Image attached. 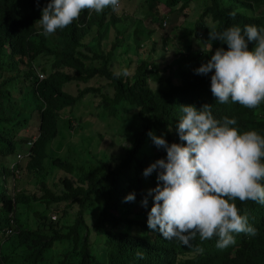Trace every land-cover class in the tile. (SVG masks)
Listing matches in <instances>:
<instances>
[{"label":"trees","instance_id":"16d2710c","mask_svg":"<svg viewBox=\"0 0 264 264\" xmlns=\"http://www.w3.org/2000/svg\"><path fill=\"white\" fill-rule=\"evenodd\" d=\"M121 1L116 11L107 8L91 15L83 11L78 20L52 34L55 42L49 45V36L42 34L38 22L48 0H0V155L8 158L14 154L9 158L12 162H0V177L3 183L6 177H14L23 159L24 169L36 176V189L41 190L40 194L34 190L10 194V187L2 189L0 182V264H44L46 253L55 246L62 254L51 264H264V205L235 201L240 214L246 215L257 229V235H235L236 243L221 250L216 247V237L201 241L197 235L190 242L192 247L162 238L147 227L152 198L147 197V207L141 204L148 190L157 184L155 171L148 177L143 176V171L166 157L165 150L157 148L147 133L151 131L169 145L183 143L176 132L183 115L181 105L197 109L212 105L214 118H235L233 127L241 133L254 130L264 136V103L255 109L231 101L220 104L210 91L213 73L195 72L217 48L227 49L220 41H211L209 51V31L213 28L222 32L232 26L243 30L246 25H255L264 30V0H141L135 11L119 12ZM161 3L170 11L177 4L180 11L191 5L197 13L200 11L195 20L186 19L184 25L173 26L174 32L184 31L178 41L160 37L162 48L177 49L175 53L182 63V67L168 70L167 74L151 55L156 31L148 30L147 46L138 42L137 33L142 18L156 29L166 25V18L158 9ZM135 13H140L141 19L134 18ZM106 22L113 28L109 39L103 37ZM129 25L134 26V53L139 55L142 45L146 53L132 65L127 59L124 68L130 74L117 78L114 73L120 71L117 58L121 56L118 50L129 38L125 31ZM37 68L42 73L39 80L35 75ZM91 79L95 81L90 83ZM18 82L23 84L21 96H27V104L31 105L21 117L18 115L23 109L15 107L11 97ZM67 85H73V93L63 89ZM80 104L91 110H106L110 116H116L122 104L134 109L132 116L121 122L126 126L122 136L128 145L112 160L81 165L53 154L49 158L47 144L62 133L60 127L68 133L70 129L75 131L76 126L82 127L80 117H66L58 125L65 109ZM34 112V135H24ZM19 124L17 133H12L11 127ZM26 150L29 154L18 159L17 155ZM47 158L50 167L62 173L58 192L44 182ZM131 193L135 200L125 202ZM34 202L51 208L57 217L51 220L45 211L33 210L36 227H24L25 216L19 207L33 209ZM6 227L8 235L4 234ZM196 247L203 251L197 253Z\"/></svg>","mask_w":264,"mask_h":264},{"label":"clouds","instance_id":"9594fccd","mask_svg":"<svg viewBox=\"0 0 264 264\" xmlns=\"http://www.w3.org/2000/svg\"><path fill=\"white\" fill-rule=\"evenodd\" d=\"M107 8L118 10L120 0H48L38 22L47 37L71 25L85 10L91 15ZM211 41H220L227 49L217 48L196 74L213 73L210 91L216 102L258 108L264 103V30L255 25H246L243 30L232 26L222 32L213 28L209 31V51ZM38 72L36 69V77ZM129 74L127 68L114 73L117 78ZM180 107L183 115L176 132L183 143L169 145L162 137L147 133L154 145L166 152L164 159L143 171L144 177L155 171L157 181L141 201L147 207V197L152 198L148 229L186 247H192L190 242L197 235L201 241L216 237V247L221 250L236 243L235 235L256 236L257 229L240 214L235 201L264 205V136L254 130L241 133L233 127L235 118H214L212 105ZM124 200L134 201L135 194ZM195 251L203 249L196 247Z\"/></svg>","mask_w":264,"mask_h":264},{"label":"rangeland","instance_id":"374dc122","mask_svg":"<svg viewBox=\"0 0 264 264\" xmlns=\"http://www.w3.org/2000/svg\"><path fill=\"white\" fill-rule=\"evenodd\" d=\"M140 3L141 0H122V9L119 12H125L128 9H133V11H135V9L139 8ZM178 5L179 4H177L176 7L172 9V11H170V9L167 8L165 4L161 3L158 5L159 12L163 15V18H166L167 21L166 25L161 28V30L156 29L157 26L151 24L148 19H141V17L138 16L140 15V13L134 14V18L138 19L139 17L141 19V24L139 26V28L141 27V29L139 30V32H137L139 35V37L137 35L139 43L147 46L149 42V38L147 35L148 30L149 33H151V29L156 31L154 33V51L151 53V55L153 56V58H156V62H159V69L160 67H162L165 74L169 73L170 70L179 69L180 67H182V63L179 61L180 58H178L177 54L175 53L177 49L171 50V47H169L168 49H165L164 47L162 48L160 37L166 36L167 40L169 39L170 42L178 41V36L181 35L184 31L182 33H180L178 30L174 32L172 29L173 26L177 27L178 25H184L188 20H190L188 22H191V20H195L198 17V13H200V11H198L197 13V10H195L196 8L192 9V5L180 11L177 8ZM132 27L134 28L133 25H129L126 27L125 31H128V34H130L129 38L123 41V46H121V48L118 50L119 52H121V56L117 58V66L118 68H120V70L126 67L127 59L131 60L132 65L133 61H137L138 58L142 57L146 53L144 45L140 47L139 55L134 53V45L132 43ZM112 34L113 28L109 23L106 22L103 37L109 39ZM49 37L47 38V43L49 45H52L55 42L54 37L52 35H49ZM125 43L126 45H124ZM124 46H126V48H124ZM179 51L182 52V49L180 48ZM93 81L95 80L91 79L90 83H93ZM19 87L20 89H18ZM64 88L66 91L73 93V85H67L64 86L63 89ZM21 90H23V84L21 85L18 82L16 89H13L11 94L12 99L16 102L15 107H20L23 109V113L18 115V117L23 116L26 111H28V108L31 107V105L27 104V96H21ZM26 91L29 93L31 91V88L28 87ZM28 95V98H30V94ZM118 107L119 110L116 116H110L106 110H91V107L83 104H80L79 106L75 105L70 107L69 109H65L59 116L58 125L64 122L66 117H80L82 127L78 128L76 126V130L73 131L72 129H70L69 133L62 130L60 127V131H62V133H59L58 136L51 139L47 144L46 152L49 154V158H51L53 154L59 156L60 158H65L74 164L81 163V165L87 164L89 162H95L99 159L112 160L119 152H121L123 147L128 145L126 138L122 136L123 131L126 130V126L121 122L124 119L131 117L134 112L133 108L124 104L119 105ZM27 123L28 127L24 130L23 134L27 136H33L35 130L32 128H36L37 125L36 112L31 115V118L28 119ZM72 124L75 126L76 122L73 120ZM20 127V124L16 126L13 125L11 127V132L17 133ZM13 155L14 154H12L11 157H13ZM11 157L5 158L0 155V162H12L13 159H9ZM49 158L44 160V164L45 166H47L48 170V172L45 174L44 182L50 190L58 192L60 186L59 180L62 176V173L60 169L50 167L48 163L50 161ZM19 162L22 163L20 164L18 173H16L14 177H11V179L6 177V179H4V183L3 178L0 177V182L2 184L1 188L3 189V187L9 186L10 194L15 193L19 190H23L27 193L34 190L37 191L38 194H40L41 190L36 189V176L34 174L28 173L24 169L25 160L21 159ZM32 206L33 209L19 207L20 211H22V214L25 216L26 226L24 227L26 228L33 229L37 225V220L32 215L33 210H43L47 215L54 214L56 216V213H54L51 208H43V204L34 202ZM66 218L69 219L68 215L66 216ZM61 254V249L58 248V246L52 247L46 253L48 259L44 264L54 263V260L59 259Z\"/></svg>","mask_w":264,"mask_h":264},{"label":"built area","instance_id":"2783aa9c","mask_svg":"<svg viewBox=\"0 0 264 264\" xmlns=\"http://www.w3.org/2000/svg\"><path fill=\"white\" fill-rule=\"evenodd\" d=\"M163 24H164V22H163ZM37 77H38V79H40V78H42V74L41 73H37ZM28 143V142H27ZM29 145H31L30 143H29ZM29 153H28V151L26 150L25 151V153L24 154H20V155H17V157H18V159L19 158H21L22 156H26V155H28ZM17 172V171H16ZM51 219H54V216H51ZM6 233H9V229H6Z\"/></svg>","mask_w":264,"mask_h":264}]
</instances>
